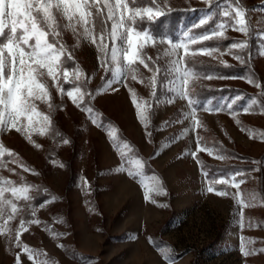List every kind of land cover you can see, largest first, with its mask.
<instances>
[{"label":"rangeland","instance_id":"374dc122","mask_svg":"<svg viewBox=\"0 0 264 264\" xmlns=\"http://www.w3.org/2000/svg\"><path fill=\"white\" fill-rule=\"evenodd\" d=\"M159 1L170 9L207 7L213 2ZM238 2L246 10L248 33L228 27L222 38L195 44L187 38H166L188 45L187 52L181 48L173 55H167V43L145 42L131 65L119 52L113 61L110 50L107 70L91 38L78 39L70 29L61 31L58 39L65 45V55L71 50L77 62L64 68L82 70L78 81L87 83L101 112L85 110L84 88L82 100L73 103L66 93L77 86L66 88L61 73L58 83L63 94L51 77L44 78L52 107L35 101L37 111L50 117V126L43 132L27 126L22 132L11 126L0 130V146L7 150L0 156V188L5 189L0 200L17 206L15 219L8 220L11 208L6 205L0 217V264H17V256L19 264H170L166 256L174 257V264H264V0ZM96 39L99 43L98 35ZM233 42L248 46L230 52ZM214 47L218 50L211 55L200 51ZM177 58L187 75L175 71L171 61ZM247 64L254 74L207 75L201 69L229 71ZM181 78L187 83L182 85ZM216 87L242 89L248 95L246 102L226 111H199L189 102L188 92ZM241 97L224 102L235 106ZM138 112L147 117L144 122ZM200 161L217 167L234 165L238 171L217 170L210 181ZM233 174L243 181L239 189L231 184ZM219 179H228L229 184L218 183ZM3 181L28 186L31 199L24 200L20 193V198L13 197ZM145 185L161 186L166 194L152 193L150 200L145 199ZM209 186L215 191L208 192ZM38 189L55 193L35 206ZM221 190L228 195H217ZM237 192L242 204L233 198ZM25 247L35 251L34 258ZM242 248L249 255H243Z\"/></svg>","mask_w":264,"mask_h":264},{"label":"snow or ice","instance_id":"6c2138e0","mask_svg":"<svg viewBox=\"0 0 264 264\" xmlns=\"http://www.w3.org/2000/svg\"><path fill=\"white\" fill-rule=\"evenodd\" d=\"M153 5V6H148ZM159 15H163V10L157 3V0H0V130L11 126L18 132H22L27 126L37 131L43 132L50 126V117L43 115L37 111L35 101L39 100L48 103L49 108L51 94L47 90V85L44 82L45 76L51 77L60 92L63 94L64 89L59 86V76L62 77L65 83L71 82L72 78L79 80L83 74L82 70L76 68L69 70L64 68L62 57L65 55V45L60 43L58 37L63 29H70L79 39L83 36L85 39L91 38L92 43L96 44L100 53L106 57L108 54V44L105 43V37H109L112 43L111 59H118L117 53L123 55L124 60L128 65L136 62L140 50L144 47L145 42L152 43H167L170 46V51L167 55H173L179 49H185L187 52L188 45L183 41L176 43L166 38L161 37L157 40L151 33L141 31L137 25L143 21L145 17L148 20L155 19ZM222 16L225 18L217 25L208 29L206 32L199 33L194 36H189L188 32H184L183 36L187 37L189 43L195 44L197 40L209 41L213 38H222L223 31L232 27L235 30L248 33L249 24L246 18V10L239 4L238 0L234 8L223 9ZM211 12H207L204 17H201L195 27L206 25L210 19H213ZM66 22V23H65ZM111 25L109 31L108 25ZM7 29V31H6ZM82 29V32L79 31ZM99 37L97 43L96 36ZM52 37V40H49ZM119 42V44L117 43ZM59 45V46H57ZM247 42H233L228 50L233 49L243 51L247 48ZM218 48L211 49L202 48L200 51L211 55ZM243 63V58L236 57ZM68 59H71L69 54ZM144 64L145 61L141 58L139 61ZM181 58L171 61L175 66L176 72H187L184 68L179 67ZM101 66L107 70L105 61L101 60ZM147 67V64H145ZM169 69H165L168 71ZM156 73L161 72L159 66L155 69ZM135 79V76L133 77ZM250 83L256 84L254 79H249ZM111 86L112 81H107ZM181 83L186 84L187 80L181 78ZM153 86H155V76L153 77ZM260 87L259 84H256ZM101 88L96 89L97 92ZM73 92L76 95H73ZM67 96L72 98L73 103L82 100L86 94L80 86L73 90L67 91ZM181 95H187L182 92ZM135 102V101H134ZM191 103V101H189ZM79 106V105H78ZM139 109L140 105L136 104ZM232 109V104L227 106ZM89 114L93 112L91 107L85 109ZM222 110V109H218ZM245 111H248L246 108ZM141 122L146 120V116L138 112ZM42 117V121L38 118ZM27 121V125L23 123ZM43 124L42 128H37L39 124ZM239 123V122H238ZM111 135V133H109ZM151 136V133H147ZM264 139V133L261 134ZM199 141V138H198ZM64 143H68L65 139ZM39 147V145H36ZM209 151L210 149H201ZM7 151L0 146V156ZM10 155H12L10 153ZM223 159V157H220ZM25 170H28L25 168ZM132 175V173H129ZM207 177L208 173L204 172ZM218 183L228 185V179H219ZM10 186L13 197H18V193L23 194L24 200H29L31 197L27 195L28 186L16 187L11 181H3ZM242 180L237 181L236 175L231 177L232 186L239 189ZM5 189L0 188V197L3 196ZM208 192H214L215 189L211 186L207 188ZM152 193L166 194L161 186L148 187L145 185V199H151ZM217 195H228L226 191H216ZM240 193L233 197L237 204L243 202L238 198ZM6 206L11 208V214H8V220L15 219L12 215L17 212L16 204L11 201L0 200V217L5 215ZM33 223L37 221H32ZM7 224V220H5ZM25 221H20V229H23ZM19 231V230H18ZM19 246V243H17ZM63 247V245H60ZM30 258H34L36 253L32 249L25 247ZM264 251V249H261ZM243 255H249L246 249L242 248ZM170 264H174V257L166 256ZM17 264H19V256H17ZM46 264V262H41Z\"/></svg>","mask_w":264,"mask_h":264},{"label":"trees","instance_id":"16d2710c","mask_svg":"<svg viewBox=\"0 0 264 264\" xmlns=\"http://www.w3.org/2000/svg\"><path fill=\"white\" fill-rule=\"evenodd\" d=\"M157 3L160 5L161 9L163 10V15H159L155 19L148 20L145 18L143 21L138 22L137 27L140 30L147 31L151 33L154 37L157 38H171L172 40H181L185 39L187 37L183 36L184 32H188L189 36H194L202 32L208 31V29L214 27L218 22L224 19L222 16V10L223 9H229L233 4L236 3V0H213L212 4L210 6L205 7H176V8H166L163 6V4L160 3L159 0H157ZM153 6V5H148ZM211 12L213 19H210L209 22L206 25L195 27V25L198 24L199 20L202 17V14L204 12ZM108 29L110 31L111 26L108 25ZM105 43L108 44V54L106 57L103 56V60L107 64L109 59V53L112 47V43L109 37H105ZM71 56V59H68V56ZM66 60L63 59L64 64L71 67L72 65L76 66V58L73 54H71V50L68 51L65 55ZM190 65L188 63L186 64L187 70ZM205 73L204 74H222V75H244L246 72H250V74H254L255 71L251 68L249 64L242 65V66H235L232 67L229 71L227 70H216V67H207V68H201ZM200 70V69H199ZM218 72V73H217ZM63 84L66 88H70L71 86H80L81 88H84L85 92L87 93L85 101L83 102L84 107H91L93 110L97 113H100L101 111L96 108V106L93 103L91 92H89V86L87 83L86 87H83V84L81 81L76 82V80H71L69 83H65L63 81ZM242 89H236L234 87H216V88H206L199 90L198 93H195L192 95L191 92H188V97L190 98L192 106L201 111L204 109L212 108V109H218L223 108L225 111L229 110L228 103H225L224 101H227V99H231L232 97L236 96H242L241 101L239 103H235V106L232 108H241V106L246 102L245 97L248 95L245 94ZM233 110V109H231ZM143 159H145L146 162H148V159L146 156L142 155ZM125 159V158H123ZM125 161V160H123ZM201 168L204 172L208 173L207 179L212 180L217 177L219 174L217 170H221L220 173L224 172L225 174H228L229 172H235L238 171V167L234 165H225V167H217L214 165H211L210 163H207L205 161H200ZM242 168V167H240ZM55 193L51 190H37L36 195H34L33 198V204L36 206L40 205L44 200L48 198V196H51V194Z\"/></svg>","mask_w":264,"mask_h":264}]
</instances>
